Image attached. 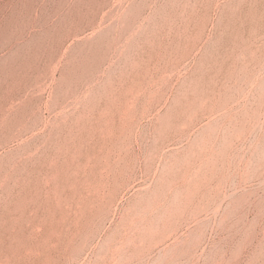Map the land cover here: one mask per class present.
Returning a JSON list of instances; mask_svg holds the SVG:
<instances>
[{"label":"rangeland","instance_id":"374dc122","mask_svg":"<svg viewBox=\"0 0 264 264\" xmlns=\"http://www.w3.org/2000/svg\"><path fill=\"white\" fill-rule=\"evenodd\" d=\"M0 264H264V0H0Z\"/></svg>","mask_w":264,"mask_h":264}]
</instances>
